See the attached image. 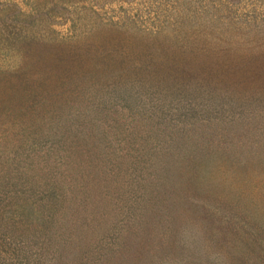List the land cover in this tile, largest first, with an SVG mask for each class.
Returning a JSON list of instances; mask_svg holds the SVG:
<instances>
[{"label": "rangeland", "instance_id": "rangeland-1", "mask_svg": "<svg viewBox=\"0 0 264 264\" xmlns=\"http://www.w3.org/2000/svg\"><path fill=\"white\" fill-rule=\"evenodd\" d=\"M243 204L264 264V0H0V264H229Z\"/></svg>", "mask_w": 264, "mask_h": 264}, {"label": "trees", "instance_id": "trees-1", "mask_svg": "<svg viewBox=\"0 0 264 264\" xmlns=\"http://www.w3.org/2000/svg\"><path fill=\"white\" fill-rule=\"evenodd\" d=\"M140 74L142 76V72H140ZM146 75L148 76V78L151 77L149 75V71L147 72ZM124 78H127V77H124ZM156 79H158V78H156ZM150 80H152V79H150ZM227 151L225 152L223 149L222 152L219 151L215 157H211L210 156L211 153H209L206 150L200 151L197 154V160H195V162L193 161L190 164H183V162L180 161V163L185 165L184 167H187L186 169H190L188 171V174L193 175V179H195V181H196L197 176L199 177V174H201L202 171H205L206 173L210 174V171L212 170V168L213 169L214 168L219 169V167L222 168V166H220V164L225 166V167H228V166L231 167V165L229 163L230 161L228 160V158H226ZM206 153H209V154L206 155ZM212 164H214V166H216V167H214ZM226 172L231 173V170L228 169V171L226 170ZM165 197H167L170 201V204L168 205V211L172 210L173 206L176 203H181V205L185 203V202H183V200L178 202L179 199L176 196H165ZM224 205H226V204H224ZM244 211H245L244 204L240 207L238 205L232 206V210H230V208H228V207H224L222 213L217 217V221L215 224V226L219 225V227H218V230L216 232L217 233L216 239H214L215 242L213 245V249L216 248V250H217L218 249L217 246L219 244H223L222 248L224 249V251L227 252V256H228L227 261L229 262V264L231 262H241V264H256L255 261L249 260L250 254L245 255L244 253H242L245 251L244 249H241L242 252H240V248H238V250H235V252L231 251L233 241H232V239L227 240V238H234V237H238L237 240L239 241V239H240V242H242V243H244L243 240H252L250 245H251L252 252L254 251V255H255V250L252 248V246H255L257 244L256 241L258 238H256V241H254L255 238L253 236H251L248 232H246V228H245L247 225L250 226V224L253 223L254 217L252 216V214H248L247 211H245V213H244ZM167 212H165V213H167ZM162 214L163 213H161L160 218H158V219H160L159 222H161V221L164 222L165 218ZM183 214H184V211H183V213H180V217ZM205 219L207 220V218H205ZM208 220L210 221V219H208ZM165 221H166V219H165ZM178 223L182 224L181 221H179V220H178ZM215 226L214 227L212 226V229H214ZM247 248L248 247H246V250H247ZM217 253H219V252H217Z\"/></svg>", "mask_w": 264, "mask_h": 264}]
</instances>
